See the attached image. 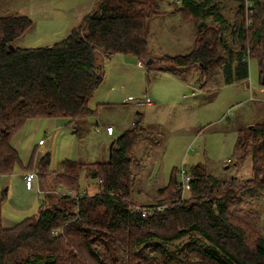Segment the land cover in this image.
<instances>
[{
  "label": "trees",
  "instance_id": "trees-1",
  "mask_svg": "<svg viewBox=\"0 0 264 264\" xmlns=\"http://www.w3.org/2000/svg\"><path fill=\"white\" fill-rule=\"evenodd\" d=\"M222 1L235 4L232 18ZM156 2L99 0L64 40L32 49L15 47L32 20L0 17V174L11 175L17 166L33 168L41 183L53 174L58 187L77 194L47 192L45 197L54 201L42 202L35 219L13 228L4 227L0 203V264H264V231L242 214V199L234 197L237 180L220 192L224 181L206 165L188 172L190 198L182 199L174 171L153 202L136 207L134 188L145 158L133 153L142 142L154 146L156 137L143 125L142 114L114 141L107 162L65 160L62 171L55 173L49 153L35 165L34 152L26 167L14 148V139L30 120L67 119L76 124L96 114L89 103L104 82L100 58L130 56L148 72L180 77L185 68L198 65L203 92L248 80L249 60L254 59L264 84V0H173V13L193 21L195 42L190 53L165 60L171 68L159 62L147 65ZM237 132L234 158L252 155L253 176L246 189L258 198L264 193V121ZM83 173L99 184V192L79 193ZM6 195L4 191L2 201ZM143 209L155 211L144 217ZM183 239L187 242L177 247Z\"/></svg>",
  "mask_w": 264,
  "mask_h": 264
},
{
  "label": "rangeland",
  "instance_id": "rangeland-1",
  "mask_svg": "<svg viewBox=\"0 0 264 264\" xmlns=\"http://www.w3.org/2000/svg\"><path fill=\"white\" fill-rule=\"evenodd\" d=\"M98 1L0 0V17L18 15L32 20V27L15 42V47H47L64 40ZM172 1L157 0L158 14L149 22L150 60L152 64L160 63L166 68L172 67L165 61L167 58L190 53L195 42L193 21L188 16L173 13ZM221 5L226 16L232 18L235 4L222 1ZM125 61L131 66L125 67L121 55L100 58L104 82L89 103L95 115L80 120L78 124H70L67 119L30 120L25 124L13 142L18 143L17 151L23 164L30 165L34 152L35 165L49 153L50 169L55 173L62 171L65 160L87 164L107 162L110 146L124 132L123 127L133 126L137 114H142L149 123L148 129L156 137L154 146L142 142L133 153L138 158L145 155V169L134 188L136 207L153 202L157 190L172 181L174 171H177L176 180L180 184L182 170L189 172L193 166L202 164L212 169L220 182L224 181L220 192L232 186L233 179L237 180L233 185L238 194L235 193L234 197L242 199V214L264 231V193L252 198L246 189V186L250 187L247 181L253 176L252 155L248 154L241 161L234 158L237 131L264 121V84L260 83L258 62L249 60L250 76L244 83L201 94L198 88L203 79L198 65L185 68L180 77L148 72L147 67L141 66L143 64L134 57ZM182 79L192 84L185 85ZM111 88L114 90L111 104H103ZM193 92L196 95L190 97ZM145 96L157 106H146ZM108 124L116 128L114 136H108ZM40 140L46 144L40 146ZM31 169L17 166L11 175L0 174V203L5 228H13L27 218L35 219L42 202L50 205L54 201L45 197L47 192L57 196L77 195L76 191L66 190L63 185L58 187L53 174L42 183L35 180L33 189L27 190L25 174H37ZM79 186L80 194L100 191L99 184L87 179L84 173ZM4 191L7 195L2 201ZM181 191L183 200L190 198L189 186L181 187ZM186 242L187 239H183L176 246L182 247Z\"/></svg>",
  "mask_w": 264,
  "mask_h": 264
},
{
  "label": "built area",
  "instance_id": "built-area-1",
  "mask_svg": "<svg viewBox=\"0 0 264 264\" xmlns=\"http://www.w3.org/2000/svg\"><path fill=\"white\" fill-rule=\"evenodd\" d=\"M141 66H143V65H141ZM145 97H146L145 104L150 105L153 103V101L150 99L149 96H145ZM106 129H107L108 134L112 135L114 133V127L113 126H108ZM44 143H45L44 140L39 141V145H43ZM229 160L230 159H228V161ZM181 176H182V182L180 183V186L181 187H188L190 185V183L192 182L191 176L185 170L181 171ZM24 179H25V183H26V188L27 189H33L34 181L38 179V176H37V174H35V172H27V174H25ZM162 209H163V206L156 208L157 211H161ZM153 211H155V209H143V216L145 217Z\"/></svg>",
  "mask_w": 264,
  "mask_h": 264
},
{
  "label": "crops",
  "instance_id": "crops-1",
  "mask_svg": "<svg viewBox=\"0 0 264 264\" xmlns=\"http://www.w3.org/2000/svg\"><path fill=\"white\" fill-rule=\"evenodd\" d=\"M89 13V11H87L86 12V15ZM85 15V16H86ZM84 16V17H85ZM83 17V18H84ZM121 57H123V59H124V65H125V67H127V66H131V63L129 64L127 61H125V59H127L128 57H130V56H121ZM131 58V57H130ZM133 58V57H132ZM134 59H136V58H134ZM137 60V59H136ZM246 80H243V81H240V82H237V83H233V84H230V85H223L221 88H223V87H228V86H232V85H235V84H240V83H244ZM183 84H185V85H189V84H192V83H190V82H188L187 80H184V79H182V81H181ZM198 92L199 93H201V94H205L204 92H202L199 88H198ZM122 93H124L123 92V90L121 91ZM116 95V94H115ZM196 94H195V92H193L191 95H190V97H193V96H195ZM114 97V90L111 88V89H109V91L107 92V94H106V99H105V103H103V104H108V105H110L111 103H109L110 101H111V98H113ZM185 98H187L186 96H184ZM146 106H157V104L153 101V103L152 104H150V105H147L146 104ZM143 116V125L146 127V128H148V125H149V123L145 120V118H144V115H142ZM37 121H40V120H37ZM76 124H78V123H76ZM106 126H112L111 124H108V125H106ZM107 128V127H106ZM130 128V127H129ZM128 129V126H124L123 127V130L125 131V130H127ZM123 132V131H122ZM115 133H116V128L114 127V133L112 134V135H110V134H108V136H114L115 135ZM46 143H44L43 145H40V146H44ZM14 145V148L17 150V146H18V143L17 144H13ZM150 150V149H149ZM145 156V155H144ZM27 190H32V189H27ZM8 191V190H7Z\"/></svg>",
  "mask_w": 264,
  "mask_h": 264
},
{
  "label": "water",
  "instance_id": "water-1",
  "mask_svg": "<svg viewBox=\"0 0 264 264\" xmlns=\"http://www.w3.org/2000/svg\"><path fill=\"white\" fill-rule=\"evenodd\" d=\"M9 49L10 50H13L14 49V46L13 45H10L9 46ZM152 63V61L151 60H149L148 62H147V65H150ZM263 83H264V73H263ZM113 145H114V142L111 144V146H110V156H109V160H111V158H112V148H113ZM8 189H6L5 191H7Z\"/></svg>",
  "mask_w": 264,
  "mask_h": 264
}]
</instances>
